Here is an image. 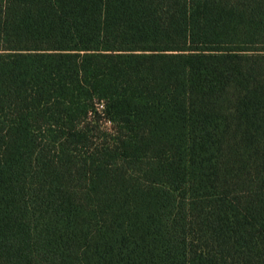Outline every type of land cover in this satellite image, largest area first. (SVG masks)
I'll list each match as a JSON object with an SVG mask.
<instances>
[{"label":"trees","instance_id":"trees-1","mask_svg":"<svg viewBox=\"0 0 264 264\" xmlns=\"http://www.w3.org/2000/svg\"><path fill=\"white\" fill-rule=\"evenodd\" d=\"M0 264H264V0H0Z\"/></svg>","mask_w":264,"mask_h":264}]
</instances>
